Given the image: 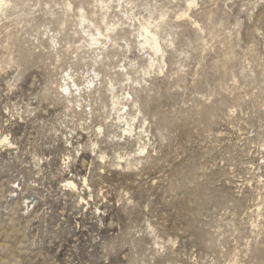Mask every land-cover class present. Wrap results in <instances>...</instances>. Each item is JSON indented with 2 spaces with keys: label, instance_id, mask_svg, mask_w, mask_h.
Here are the masks:
<instances>
[{
  "label": "rangeland",
  "instance_id": "rangeland-1",
  "mask_svg": "<svg viewBox=\"0 0 264 264\" xmlns=\"http://www.w3.org/2000/svg\"><path fill=\"white\" fill-rule=\"evenodd\" d=\"M0 264H264V0H2Z\"/></svg>",
  "mask_w": 264,
  "mask_h": 264
},
{
  "label": "clouds",
  "instance_id": "clouds-1",
  "mask_svg": "<svg viewBox=\"0 0 264 264\" xmlns=\"http://www.w3.org/2000/svg\"><path fill=\"white\" fill-rule=\"evenodd\" d=\"M160 55L161 57H163L164 55L163 48H161L160 50ZM58 64H59V60L57 61V65ZM57 65H53L54 75L57 81L56 85H53V87L56 88V92L55 94L48 95L46 98H44L43 101L46 109H50L52 111H55L58 107H61L65 102L72 104L71 97L69 96V94L64 93L63 88L60 86L63 84L64 75L65 74L70 75L73 79V82H76L78 76L80 75V72L71 66L64 65L57 67ZM25 74L26 76L29 77L28 80L29 88L32 89L37 94H39L41 89L45 88L49 83L48 73L45 72L42 66L37 67L35 63L27 66ZM72 95L78 97L79 93H73ZM65 98H67L66 101ZM122 99L126 102V105H131L134 109L139 108V104L136 102L134 94L128 93L124 95ZM124 111L125 112L128 111V106L124 107ZM136 116L144 124V127L147 128L149 123L148 116L140 111L136 112ZM141 154H145V153H141Z\"/></svg>",
  "mask_w": 264,
  "mask_h": 264
},
{
  "label": "bare ground",
  "instance_id": "bare-ground-1",
  "mask_svg": "<svg viewBox=\"0 0 264 264\" xmlns=\"http://www.w3.org/2000/svg\"><path fill=\"white\" fill-rule=\"evenodd\" d=\"M1 2H2V0H0V4H1ZM152 34V33H151ZM150 34V35H151ZM152 40V39H151ZM153 40H154V38H153ZM148 41H149V39H148ZM147 42V41H146ZM151 43V42H150ZM157 42H155V41H152V44L150 45L151 46V48L152 49H154L155 51H157L158 49H159V47L157 46V44H156ZM67 83V82H66ZM74 83V82H73ZM76 83V82H75ZM74 83V84H75ZM89 84H90V82H89ZM68 85V88L66 89V90H71V91H73L72 89L74 88H72L71 89V85L69 86V84H67ZM67 85H65L66 87H67ZM76 85V84H75ZM112 86V85H111ZM114 87V86H113ZM79 88V87H78ZM112 88V87H111ZM110 88V89H111ZM77 90H79V89H77ZM113 91V90H112ZM79 92V91H78ZM74 93V92H73ZM69 94H71V93H69ZM72 95V94H71ZM113 97L116 99V101H114L113 103V105H115V107H114V109H115V111L117 112V119L118 120H120V122H121V120H123L124 119V116H126L125 115V111H124V107L126 106V104H124L123 103V101H122V99L121 98H119L116 94H115V92H114V94H113ZM114 99V100H115ZM113 101V100H112ZM128 115V114H127ZM131 117V116H130ZM129 117V118H130ZM134 118V117H133ZM133 120V119H132ZM124 121V120H123ZM135 121V120H134ZM128 125L130 124V125H132V123H134V122H131V121H128V122H126ZM122 124V123H121ZM124 124H125V122H124ZM127 124H125L126 126H127ZM129 127V126H128ZM133 128V127H132ZM127 129V128H126ZM128 130V129H127ZM130 130V129H129ZM123 131V130H122ZM125 131V130H124ZM131 131V130H130ZM130 131H129V133H130ZM132 132V131H131ZM140 133H142L141 131H140ZM144 133V132H143ZM141 134V138H143V140H144V138H145V136H144V134ZM139 134V133H138ZM146 140V139H145ZM145 143V142H144ZM85 182V181H84ZM69 183V185H72V187L74 188V183H73V181L72 182H68ZM86 184V183H85ZM77 185H75V187H76Z\"/></svg>",
  "mask_w": 264,
  "mask_h": 264
}]
</instances>
